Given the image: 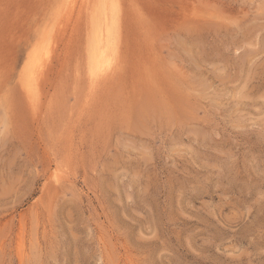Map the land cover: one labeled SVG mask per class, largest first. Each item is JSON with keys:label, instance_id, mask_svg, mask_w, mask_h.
Here are the masks:
<instances>
[{"label": "rangeland", "instance_id": "374dc122", "mask_svg": "<svg viewBox=\"0 0 264 264\" xmlns=\"http://www.w3.org/2000/svg\"><path fill=\"white\" fill-rule=\"evenodd\" d=\"M0 264H264V0H0Z\"/></svg>", "mask_w": 264, "mask_h": 264}, {"label": "bare ground", "instance_id": "6f19581e", "mask_svg": "<svg viewBox=\"0 0 264 264\" xmlns=\"http://www.w3.org/2000/svg\"><path fill=\"white\" fill-rule=\"evenodd\" d=\"M107 4L108 2L104 1L103 8L100 10L96 19L95 31L91 40V48L89 52V66L90 72L94 76L102 74L104 71H106V68L111 66L113 61V55L115 52L116 43L114 39V34L116 33L118 10L116 9V5L108 6ZM30 72L33 73L34 71ZM29 75L32 76V74Z\"/></svg>", "mask_w": 264, "mask_h": 264}]
</instances>
